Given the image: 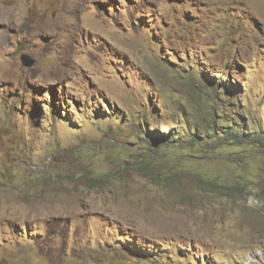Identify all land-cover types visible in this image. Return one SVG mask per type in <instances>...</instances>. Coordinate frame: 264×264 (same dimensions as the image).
<instances>
[{
    "label": "rangeland",
    "instance_id": "obj_1",
    "mask_svg": "<svg viewBox=\"0 0 264 264\" xmlns=\"http://www.w3.org/2000/svg\"><path fill=\"white\" fill-rule=\"evenodd\" d=\"M0 264H264V0H0Z\"/></svg>",
    "mask_w": 264,
    "mask_h": 264
},
{
    "label": "trees",
    "instance_id": "obj_2",
    "mask_svg": "<svg viewBox=\"0 0 264 264\" xmlns=\"http://www.w3.org/2000/svg\"><path fill=\"white\" fill-rule=\"evenodd\" d=\"M233 96H235V95H233ZM219 126H220V129L218 130V132L214 128L212 129L213 134L215 132H217V133H220L222 136L228 137L230 139L240 138L241 140H245V141L250 140V138L245 137V135H243V133H244L243 131H240L238 129V127H240L241 125H240L238 119H236V118H235V120H231V121H222ZM253 132L255 133V131H253ZM257 132L260 133L261 129L258 128ZM252 136H253V140H256V141H260L262 138L261 134L260 135L253 134ZM146 176H148V175H146ZM152 176L154 177L155 175H152Z\"/></svg>",
    "mask_w": 264,
    "mask_h": 264
},
{
    "label": "water",
    "instance_id": "obj_3",
    "mask_svg": "<svg viewBox=\"0 0 264 264\" xmlns=\"http://www.w3.org/2000/svg\"><path fill=\"white\" fill-rule=\"evenodd\" d=\"M21 61L25 66H30L32 65V63L34 62V60L32 58H30L28 55L23 54L21 56Z\"/></svg>",
    "mask_w": 264,
    "mask_h": 264
}]
</instances>
